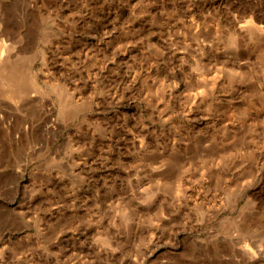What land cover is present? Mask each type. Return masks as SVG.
<instances>
[{"label": "rangeland", "instance_id": "374dc122", "mask_svg": "<svg viewBox=\"0 0 264 264\" xmlns=\"http://www.w3.org/2000/svg\"><path fill=\"white\" fill-rule=\"evenodd\" d=\"M0 264H264V0H0Z\"/></svg>", "mask_w": 264, "mask_h": 264}]
</instances>
